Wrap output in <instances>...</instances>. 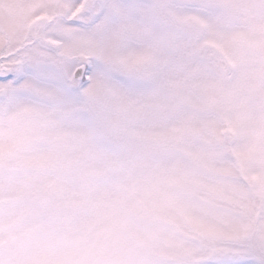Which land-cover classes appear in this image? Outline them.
<instances>
[{
	"label": "rangeland",
	"instance_id": "rangeland-1",
	"mask_svg": "<svg viewBox=\"0 0 264 264\" xmlns=\"http://www.w3.org/2000/svg\"><path fill=\"white\" fill-rule=\"evenodd\" d=\"M0 264H264V0H0Z\"/></svg>",
	"mask_w": 264,
	"mask_h": 264
},
{
	"label": "water",
	"instance_id": "water-1",
	"mask_svg": "<svg viewBox=\"0 0 264 264\" xmlns=\"http://www.w3.org/2000/svg\"><path fill=\"white\" fill-rule=\"evenodd\" d=\"M83 71H84V66L76 67L74 72H73L74 78L80 79L82 77Z\"/></svg>",
	"mask_w": 264,
	"mask_h": 264
}]
</instances>
